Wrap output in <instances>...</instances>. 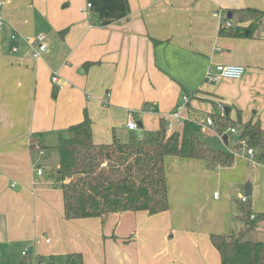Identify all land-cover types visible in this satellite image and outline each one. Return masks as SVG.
<instances>
[{
  "label": "crops",
  "instance_id": "crops-1",
  "mask_svg": "<svg viewBox=\"0 0 264 264\" xmlns=\"http://www.w3.org/2000/svg\"><path fill=\"white\" fill-rule=\"evenodd\" d=\"M247 8L264 11V0H0L3 258H23L28 249L34 259L43 256L42 264H64L73 252L82 255V264H220L209 235L229 234L236 222L241 231L236 202L247 183L253 212L264 213V164L251 162L243 150L235 156L239 140L234 151L226 149L234 154L229 167L166 156L164 212L73 220L64 218L55 176L59 156L49 168L46 148H56L84 111L95 143L127 141L129 111L141 132L158 128L161 117L168 132L196 120L201 134H213L221 146L229 137L225 143L205 122L218 111L216 103L229 107L231 119H259L264 127V23L251 28L250 37L225 36L218 33L225 20L215 15L232 10V27L244 28L251 22ZM38 34L45 36L46 50L33 57ZM216 64H240L245 72L206 82ZM54 72L64 82L57 90ZM183 95L189 100L176 119L171 114ZM239 131L237 126L233 134ZM32 134L39 136L38 147L30 145ZM215 184L222 194L205 197ZM255 231L252 238L264 241V220Z\"/></svg>",
  "mask_w": 264,
  "mask_h": 264
},
{
  "label": "trees",
  "instance_id": "trees-1",
  "mask_svg": "<svg viewBox=\"0 0 264 264\" xmlns=\"http://www.w3.org/2000/svg\"><path fill=\"white\" fill-rule=\"evenodd\" d=\"M243 11L264 13L254 8ZM224 13L228 17L232 10ZM251 25L233 28L221 24L218 33L250 37ZM210 116L218 134L230 133L229 128L239 125L238 140L244 139L248 147L255 149L256 159L264 162V127L259 119L243 122L240 117L233 120L218 111ZM200 131V123L186 119L181 131L168 132V121L161 117L158 128L143 130L140 135L132 132L127 141L95 143L91 120L84 111L83 119L70 125L56 144L59 167L55 176L61 189L64 218L73 220L139 210L153 215L166 211L169 208L166 156L200 159L208 167H229L234 162L232 152L206 145ZM38 141V134H32L31 147H38ZM250 199L249 196L247 202L240 199L236 202V218L244 225L239 233L209 235L220 264H264V241L251 236L264 220V213L253 212ZM23 256L17 264H34V260L37 264L44 263L43 256L36 259L27 253ZM64 264H82V255L68 253Z\"/></svg>",
  "mask_w": 264,
  "mask_h": 264
},
{
  "label": "built area",
  "instance_id": "built-area-1",
  "mask_svg": "<svg viewBox=\"0 0 264 264\" xmlns=\"http://www.w3.org/2000/svg\"><path fill=\"white\" fill-rule=\"evenodd\" d=\"M90 4H88L89 6ZM216 16H218V18H221L223 20H225V22L223 23L224 26L230 27L232 26L231 21L228 19L226 13H222L220 11L215 13ZM15 35H12V38H14ZM45 36L43 34H38L35 39L33 40V42L36 43V49L33 50L32 52V56L33 57H39L41 55L42 52H44L46 50V43L44 41ZM14 50H16L15 47H13ZM245 72V67L243 65L240 64H216L215 68L213 71H207L205 76H204V80L206 82H214L216 80H218L219 78H225V79H239L244 75ZM51 82L53 84V86H56L58 89L62 88L63 83L64 82H60L59 76L56 72H54L51 75ZM189 98L187 95H183L181 102L178 103L174 109V111L172 112V117H175L176 119L180 118L179 112L181 110L184 109L186 103L188 102ZM218 111L221 115L225 114V108L222 104H218ZM205 122L207 125H213V119L212 117L208 116L205 119ZM126 126L127 128L131 131V132H136V134L140 135L141 130L138 128V124L136 123L135 119H134V115L132 111L128 112V119L126 122ZM229 132H235L236 129L234 127L229 128L228 129ZM220 137L222 138V134H219ZM240 146L242 148H244L245 150V157L248 158L251 162H259L261 164H264V162L259 161L256 159L255 156V152L254 149L252 147H248L246 145V141L244 139L239 140ZM41 154H43L42 151H40ZM37 173L41 174L42 169L41 168H37ZM214 197H217V192H214ZM240 200L242 202H247L248 201V196L243 195L241 196ZM254 218V215H251V219ZM28 249H25L22 251V254L25 255L27 253Z\"/></svg>",
  "mask_w": 264,
  "mask_h": 264
},
{
  "label": "rangeland",
  "instance_id": "rangeland-1",
  "mask_svg": "<svg viewBox=\"0 0 264 264\" xmlns=\"http://www.w3.org/2000/svg\"><path fill=\"white\" fill-rule=\"evenodd\" d=\"M249 16L251 17V22H250V24L248 26H250L252 24L251 28H253L254 26H256L260 22L264 23V13H260V14L259 13H255V14H250ZM217 106H218V103L215 104L214 110H216V108L218 110ZM178 124H180V123H176L175 126H178ZM210 126H213V125H210ZM202 127L203 126H201V130L203 129ZM235 127L237 129V126H235ZM209 135L210 136H208L207 134H201V131H200V138L206 143V145H210V146H213V147H216V148L223 147L225 150L226 149L227 150H230V149L233 150L234 146L236 145V141L238 140V135L237 134L234 135L233 133H227V136L229 137V144H223V146H221L220 141H219L218 138H216L213 134H209ZM239 146H240V143H239ZM46 150H47V153H48V157H47V159L45 161V165L48 166L49 168H54L55 165L58 162L57 149L54 148V146L52 147V145H51L48 148H46ZM241 150L245 151L244 148H242V147H241V149L239 148L236 151L233 150L234 153H235V156L236 155H240L239 152H241ZM254 152H255V149H254ZM212 184H214V182H212ZM213 191L217 192V196H218L219 192H220V194H222V190L220 189V187L215 184V186L211 185L209 190L205 192V197H208L206 195L207 193L211 196L213 194L212 193ZM237 224H238L237 222H236V224L232 223L233 227H230V230L227 233H229V234L230 233H234V234L239 233L240 232V227ZM255 230L251 233V236L254 235V233L256 232ZM4 243L5 242L3 241L2 245ZM3 249L4 248H3V246H1V243H0V263H3V264H16V262H18L19 260L22 259V256H20L19 258L16 257L15 260L12 259V258H6V259L3 258V252H2Z\"/></svg>",
  "mask_w": 264,
  "mask_h": 264
},
{
  "label": "water",
  "instance_id": "water-1",
  "mask_svg": "<svg viewBox=\"0 0 264 264\" xmlns=\"http://www.w3.org/2000/svg\"><path fill=\"white\" fill-rule=\"evenodd\" d=\"M230 15L231 14L229 13L228 14V18H230ZM228 113H229V107H226L225 108V114L228 115ZM222 139L224 140L225 143L227 142V134L226 133H224L222 135ZM251 192H252V190H251V183H247L245 185V195L249 197L251 195ZM47 264H52V263H47Z\"/></svg>",
  "mask_w": 264,
  "mask_h": 264
}]
</instances>
